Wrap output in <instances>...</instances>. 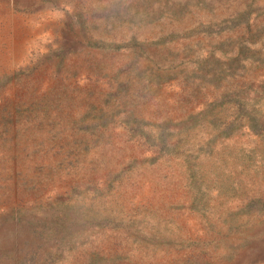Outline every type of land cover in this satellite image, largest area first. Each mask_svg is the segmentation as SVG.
<instances>
[{"label": "rangeland", "instance_id": "rangeland-1", "mask_svg": "<svg viewBox=\"0 0 264 264\" xmlns=\"http://www.w3.org/2000/svg\"><path fill=\"white\" fill-rule=\"evenodd\" d=\"M0 264H264V0H0Z\"/></svg>", "mask_w": 264, "mask_h": 264}]
</instances>
